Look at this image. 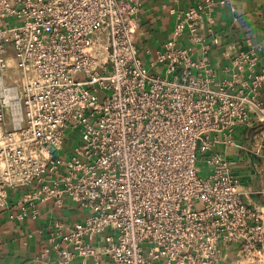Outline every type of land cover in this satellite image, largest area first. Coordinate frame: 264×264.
Instances as JSON below:
<instances>
[{"label":"built area","instance_id":"1","mask_svg":"<svg viewBox=\"0 0 264 264\" xmlns=\"http://www.w3.org/2000/svg\"><path fill=\"white\" fill-rule=\"evenodd\" d=\"M212 4L177 14L153 72L134 45L135 6L0 0V208L18 190L20 218L48 200L86 212L54 225V261L43 249L31 264H218L231 245L240 261L262 253L261 215L241 199L235 160L214 148L236 145L252 114L264 121V65L255 71V54L240 52L216 78L207 54L219 38L198 33ZM9 52L20 79L5 86Z\"/></svg>","mask_w":264,"mask_h":264},{"label":"crops","instance_id":"2","mask_svg":"<svg viewBox=\"0 0 264 264\" xmlns=\"http://www.w3.org/2000/svg\"><path fill=\"white\" fill-rule=\"evenodd\" d=\"M127 6H135L133 17L137 26L133 34L134 45L138 50L145 68L151 69L150 63L161 66L159 54L163 44L171 37L177 14L197 7L205 0H119ZM210 0L213 8L210 11L213 20L208 28L206 19L201 18L199 34L208 38L216 36L219 44L213 46L207 54L208 62L216 78L228 77L225 70L231 59L240 52L254 53L256 56L255 71L264 65V0ZM200 46L194 47V59L200 58ZM10 51V49H9ZM8 69L2 78L5 86L15 84L20 79L14 59L9 52ZM264 107V88L259 92ZM236 145H217L214 150L223 156L235 160L234 175L239 181L238 190L244 203L255 209L260 215L264 231V121L251 115L246 126L234 129ZM20 192L8 191L6 206L0 208V264H31L43 249H47V258L55 260V251L48 242L49 234L55 224L66 228L74 221L85 216V211L78 204L64 200L60 206L51 200L36 202L35 213L26 212L20 218L18 209ZM106 232L98 234L92 241L97 252L103 243ZM218 264H264V247L262 253L250 262L238 260L236 246L221 250ZM102 264L105 256L99 255ZM92 262V260H89Z\"/></svg>","mask_w":264,"mask_h":264},{"label":"rangeland","instance_id":"3","mask_svg":"<svg viewBox=\"0 0 264 264\" xmlns=\"http://www.w3.org/2000/svg\"><path fill=\"white\" fill-rule=\"evenodd\" d=\"M197 169H198V174L201 177H205L206 176V167L204 166V164L202 163V161L200 159H198L197 163H196Z\"/></svg>","mask_w":264,"mask_h":264}]
</instances>
